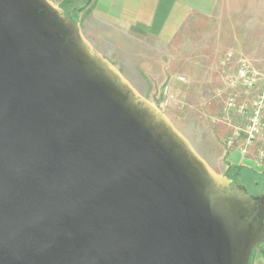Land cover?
Here are the masks:
<instances>
[{
  "label": "water",
  "instance_id": "obj_1",
  "mask_svg": "<svg viewBox=\"0 0 264 264\" xmlns=\"http://www.w3.org/2000/svg\"><path fill=\"white\" fill-rule=\"evenodd\" d=\"M264 200L217 174L50 0H0V264H250Z\"/></svg>",
  "mask_w": 264,
  "mask_h": 264
},
{
  "label": "crops",
  "instance_id": "obj_2",
  "mask_svg": "<svg viewBox=\"0 0 264 264\" xmlns=\"http://www.w3.org/2000/svg\"><path fill=\"white\" fill-rule=\"evenodd\" d=\"M77 22L84 36L98 32L116 38L122 36L133 51L141 50V71L152 84L157 82L166 88L165 96L153 104L188 106L192 122L198 120V115L208 116L210 122L204 127L209 131L198 135L212 136L220 144L217 156L202 146L214 162L226 171L242 168L247 171L245 175L249 171L262 174L261 140L251 145L244 156L238 149L241 139L228 148L226 140L233 127L242 126L245 120L234 111L224 113V97L218 98L222 104L219 110L215 109L214 101L220 91L219 76L222 89H228L222 79V74L229 73L225 67L229 61L232 63V60L226 62L227 53L245 57L254 70L264 72V0H91ZM186 41L190 42L188 47L184 45ZM187 56H192L188 63ZM234 65L232 74L235 75L239 67ZM236 88L238 99L248 101L257 95L260 84L252 90ZM210 90L213 97H209ZM250 264H264L261 249L254 251Z\"/></svg>",
  "mask_w": 264,
  "mask_h": 264
},
{
  "label": "rangeland",
  "instance_id": "obj_3",
  "mask_svg": "<svg viewBox=\"0 0 264 264\" xmlns=\"http://www.w3.org/2000/svg\"><path fill=\"white\" fill-rule=\"evenodd\" d=\"M55 6L61 7L64 11L69 13L76 21L78 20L79 16L85 12V9L88 7L91 0H50ZM85 31V29H84ZM85 35L88 37L86 38L87 41L94 47L95 51L100 53L105 59H107L112 65L117 68V70L123 75L124 78L129 79L131 83L137 88V91L144 97L145 99L149 100L151 103H155V101L159 100L161 97L165 96L166 88L162 86H158L157 82L151 83V81L147 78L146 75L143 74L141 71V66L143 64V56L141 53V50H132L127 45V41L123 39L122 36H119L116 38L115 35H110L108 33H92ZM84 36V37H86ZM189 41H186L184 45H189ZM186 47V48H187ZM183 48V49H186ZM188 49H186L187 51ZM191 52V50H190ZM193 52L196 53V49L193 48ZM228 54V53H227ZM231 56L227 57L225 56L226 62L229 60V65H225V69H228L229 73L226 72L225 74H222V79H224L226 86H227V80L229 77H233L234 74L232 72L234 71V64L236 63L237 68L240 65V61L244 60L246 63L250 64V62L245 57H234L233 52L229 53ZM192 60V56H187L186 61L187 63ZM221 61V60H220ZM219 61V62H220ZM224 62V61H223ZM234 63V64H233ZM189 67V66H188ZM222 67V66H221ZM232 69V70H231ZM189 75V72H187ZM184 75V74H183ZM191 75H195L194 73ZM229 75V76H228ZM226 77V78H225ZM219 90L218 97H216V104L215 109L219 110L221 101L223 97V103L225 102V99L228 94L234 93L236 94V87L228 88V89H222V81L219 76ZM223 81V82H224ZM228 87V86H227ZM213 92L209 91V97H213ZM238 97V95H237ZM220 98V99H218ZM160 108V110L171 120L175 128L182 134L184 137L191 143L195 151L204 158V160L207 162V164L219 175H225L228 171L230 172H238V175L235 176V180L240 185L245 186L248 191L251 194H255L257 196H261L264 200V170L262 174H256L254 172L249 171L247 175L244 173H247L242 168H233L230 170H224L223 166L218 165L216 162L213 161V159L204 152L203 145L206 146V148L211 149L210 151H214L215 156H217L219 153L220 144L215 141V139L212 136H202L201 134H204L208 132L209 130L205 129V125L207 121L210 122V119L205 114L204 115H198V120L195 122L191 121L192 113L191 110L188 108V106L184 108H180L179 105H168L167 103L160 102L156 105ZM187 108V109H186ZM218 111H216V115L218 116ZM200 113L202 111L200 110ZM212 115V112L210 113ZM215 113L213 114V116ZM195 125V126H194ZM201 133L200 135H198ZM198 135V136H197ZM210 144V146H207L206 144ZM262 146V155L264 152V142L261 141ZM258 185V186H255ZM250 194V195H251Z\"/></svg>",
  "mask_w": 264,
  "mask_h": 264
},
{
  "label": "built area",
  "instance_id": "obj_4",
  "mask_svg": "<svg viewBox=\"0 0 264 264\" xmlns=\"http://www.w3.org/2000/svg\"><path fill=\"white\" fill-rule=\"evenodd\" d=\"M230 56L227 54V57ZM258 84L260 89L251 100L240 101L237 94L230 93L224 102L225 114L234 111L244 117V124L233 127L232 133L226 140V146L232 148L241 139L238 149L243 156L257 140L264 142V72L254 70L250 64L241 60L236 74L227 80L228 88L241 86L246 90H252Z\"/></svg>",
  "mask_w": 264,
  "mask_h": 264
},
{
  "label": "trees",
  "instance_id": "obj_5",
  "mask_svg": "<svg viewBox=\"0 0 264 264\" xmlns=\"http://www.w3.org/2000/svg\"><path fill=\"white\" fill-rule=\"evenodd\" d=\"M66 12V11H65ZM230 170V169H229ZM238 175V172H230L228 171L224 176H226L229 180H231L232 184L237 185V186H241L242 188H244L249 194H251L248 189L243 186L240 185L239 183H237V181L235 180V176ZM258 186V185H255ZM254 198H262L261 196H257L255 194H251ZM258 249H261L264 252V244L259 246Z\"/></svg>",
  "mask_w": 264,
  "mask_h": 264
}]
</instances>
